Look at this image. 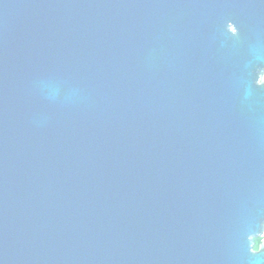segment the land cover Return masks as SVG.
<instances>
[{"label":"water","instance_id":"1","mask_svg":"<svg viewBox=\"0 0 264 264\" xmlns=\"http://www.w3.org/2000/svg\"><path fill=\"white\" fill-rule=\"evenodd\" d=\"M263 236L264 0H0V264H264Z\"/></svg>","mask_w":264,"mask_h":264},{"label":"trees","instance_id":"2","mask_svg":"<svg viewBox=\"0 0 264 264\" xmlns=\"http://www.w3.org/2000/svg\"><path fill=\"white\" fill-rule=\"evenodd\" d=\"M258 244H259V238H255L254 239V249L258 248Z\"/></svg>","mask_w":264,"mask_h":264},{"label":"flooded vegetation","instance_id":"3","mask_svg":"<svg viewBox=\"0 0 264 264\" xmlns=\"http://www.w3.org/2000/svg\"><path fill=\"white\" fill-rule=\"evenodd\" d=\"M264 237V236H263ZM260 240H261V238H259V242H260ZM253 244H254V242H253Z\"/></svg>","mask_w":264,"mask_h":264}]
</instances>
